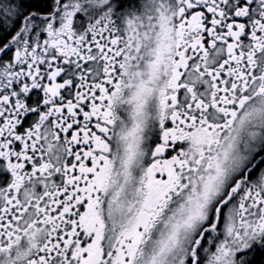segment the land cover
Wrapping results in <instances>:
<instances>
[{
	"label": "snow or ice",
	"instance_id": "snow-or-ice-1",
	"mask_svg": "<svg viewBox=\"0 0 264 264\" xmlns=\"http://www.w3.org/2000/svg\"><path fill=\"white\" fill-rule=\"evenodd\" d=\"M0 264H264V0H0Z\"/></svg>",
	"mask_w": 264,
	"mask_h": 264
}]
</instances>
